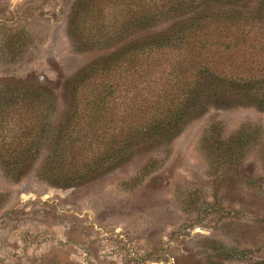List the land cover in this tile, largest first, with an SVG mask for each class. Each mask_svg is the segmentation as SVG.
<instances>
[{"label": "rangeland", "instance_id": "obj_1", "mask_svg": "<svg viewBox=\"0 0 264 264\" xmlns=\"http://www.w3.org/2000/svg\"><path fill=\"white\" fill-rule=\"evenodd\" d=\"M90 1L0 0V93L38 86L52 93L53 104L43 114L34 105L11 106L0 119V153L21 148L25 134L33 137L38 118L50 135L67 122L74 88L91 65L124 44L109 35L135 11L147 12L164 0H97V7L77 18L79 5ZM155 25L147 33L159 28ZM223 32L215 29L208 38L213 47L195 58L185 49L163 61L161 80L185 61L192 81L196 67L206 63L217 74L254 80L263 93L264 21L257 20L244 35L246 44L237 47ZM108 80L98 78L82 90L81 107L94 101L98 85ZM131 97L126 93V100ZM128 102L120 109L125 124L132 119ZM105 115L94 127L80 120V130L69 139L74 144L66 154L76 158L79 172L109 146L113 133ZM228 142L236 147L232 156L224 152ZM47 144L19 170L1 160L7 153L0 158V264L264 263V109L259 106H209L171 140L139 146L119 166L105 163L71 187L48 181L47 167L54 162Z\"/></svg>", "mask_w": 264, "mask_h": 264}, {"label": "trees", "instance_id": "obj_2", "mask_svg": "<svg viewBox=\"0 0 264 264\" xmlns=\"http://www.w3.org/2000/svg\"><path fill=\"white\" fill-rule=\"evenodd\" d=\"M253 1L164 0L162 4L147 8V12L145 7L135 11L133 19L125 20L116 28L114 35H109L124 44L91 65L90 72L74 88L67 122L59 125V129L50 135L47 134L45 121L36 119L38 123L33 137L28 138L25 134L21 148L3 151L5 154L1 152L0 158L6 153L9 155L1 160L7 162L9 167L14 166V169L25 168L26 161L37 157L48 143L52 147L49 157L54 162V166L47 167L51 171L48 181L57 187H71L80 183L88 173L103 168L105 163L110 168L119 166L139 146L146 143L164 144L171 140L190 119L209 106H222V103L234 106L252 104L264 109V90L263 93L255 90L257 84L252 79L242 81L240 78L223 76L203 63L196 67V74L192 75L193 80L190 81L184 72L185 61H180L176 67L169 69V77L162 81L158 67L171 55L179 56L178 52L183 53L185 49H188L190 58L208 51L213 47V44H208V38L215 29L224 31L228 38L233 39L236 47L241 45V41L243 45L246 44L244 35L253 32L257 20L264 21V0H261L260 6L250 10L247 4ZM96 2L80 4L77 18L87 15L88 9L97 7L94 6ZM171 15L176 16L168 18ZM256 15L261 18L257 19ZM155 24L159 28L147 33L148 28L156 27ZM252 46L250 44L248 49ZM176 68L179 70L176 71ZM94 78H110L112 81L98 85L101 89L94 90L97 92L94 101H87L83 108L78 100L80 92L89 89L90 83L97 80ZM142 86L146 90L144 93L139 91ZM14 91L8 89L3 91V95L0 93V100L4 101V105L0 106V119L13 105H34L41 114L42 110L50 111L53 107L52 93L38 86ZM129 91L133 95L127 99L132 119L130 124H125L120 109L121 106L126 107L125 97ZM137 92L138 95H135ZM103 114L108 119V130H112V139L105 152L95 162L86 163L87 168L79 172L75 165L76 158H68L66 154L74 144L72 141L69 143V139L73 132L80 130V120L87 119L89 127L98 126ZM118 121L120 124L111 126ZM99 127L101 129V123ZM225 144L227 148L224 152L232 156L236 147L229 142Z\"/></svg>", "mask_w": 264, "mask_h": 264}]
</instances>
